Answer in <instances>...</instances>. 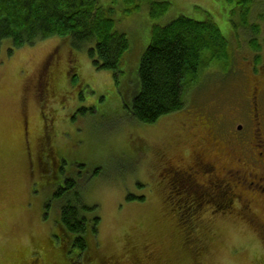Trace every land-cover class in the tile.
Instances as JSON below:
<instances>
[{"label":"rangeland","instance_id":"374dc122","mask_svg":"<svg viewBox=\"0 0 264 264\" xmlns=\"http://www.w3.org/2000/svg\"><path fill=\"white\" fill-rule=\"evenodd\" d=\"M229 1L160 0L169 8L154 22L147 4L129 16L119 5L115 27L129 48L117 73L93 66L91 44L78 50L53 38L14 49L2 41L0 264H84L70 254V240L56 235L57 203L45 213L52 187L64 180L75 184L89 228L99 219L97 233L86 234L91 264H100V256L119 264H264V195L244 180L235 183L232 163L261 159L252 144L259 128L264 133V0ZM98 6L112 3L100 0ZM179 17L213 21L230 44L229 63L217 61L206 70L187 90L181 112L140 124L128 108L139 92L138 69L152 25L165 27ZM251 38L257 48L250 47ZM208 131L220 138L211 142ZM233 133L237 140L229 144ZM215 142L224 144L216 150ZM203 156L202 169L195 168L192 157ZM183 168L192 181L185 194L193 186L217 199L199 215L183 203L187 208L180 210L190 216L182 220L165 202L160 181L165 169ZM190 234L193 240L185 242ZM135 246L138 261L129 260Z\"/></svg>","mask_w":264,"mask_h":264},{"label":"trees","instance_id":"16d2710c","mask_svg":"<svg viewBox=\"0 0 264 264\" xmlns=\"http://www.w3.org/2000/svg\"><path fill=\"white\" fill-rule=\"evenodd\" d=\"M99 1L0 0V44L8 40L14 49H20L31 46L35 41L53 38L67 40L73 49L78 50L86 44H91L88 55L93 66L101 71L117 73L129 44L127 37L116 31L114 21L116 8L121 5L124 15L129 16L147 4L150 19L154 22L163 17L169 6L166 2H159L160 0H111L112 6L103 9L98 6ZM229 2L239 6L241 2L247 3L248 0ZM246 16L247 13H244V19ZM254 32L257 33L258 29L255 28ZM249 45L258 47L254 38L249 40ZM229 51V42L222 37L216 24L211 20L197 22L179 17L165 27L153 24L151 41L141 57L138 69L139 92L128 108L132 118L143 125H154L162 118L181 112L185 105L187 90L197 86L200 77L202 78L206 70L213 67L217 61L227 65L230 60ZM54 154L55 157L58 156L56 152ZM164 175L160 184H165L163 188L165 202H171L176 212L179 210L178 218L183 220L189 218L186 214L190 216L188 212L180 210L182 206L187 208L183 203L191 204L192 208H189V211L199 215L204 204L216 202V196L208 198L207 193H196L193 186L188 188V193L185 194L184 187L192 181L183 175L181 170L177 176L174 173L166 177ZM52 189L53 198L45 206V213L51 210L52 203H57L59 208V216L55 221L57 237L70 240V254L72 251L77 253V256L76 253L74 256L75 261L89 264L94 260V252L90 253L92 248L90 243H87L86 234L87 230L93 235L97 233L99 219L94 218L92 228H89L90 223L84 215L87 209L80 208L74 183L64 180L62 184L60 182ZM133 200L135 198L128 197V201ZM138 200L143 202L144 198ZM187 237L185 242L193 240L192 234ZM130 251L133 254L129 260L138 261L137 247ZM83 253L89 257L86 261L81 257ZM98 258H101L100 264H119L117 260L111 258L104 256ZM45 260L46 258L43 259L44 262ZM68 263L69 261L65 263V260L58 259L51 260L50 264Z\"/></svg>","mask_w":264,"mask_h":264},{"label":"flooded vegetation","instance_id":"af4514ba","mask_svg":"<svg viewBox=\"0 0 264 264\" xmlns=\"http://www.w3.org/2000/svg\"><path fill=\"white\" fill-rule=\"evenodd\" d=\"M255 111H256V109H255ZM257 112H258V115H259V117H258V115H257V119H260L261 114H259L258 105H257ZM263 119H264V118H262V120H263ZM257 125H259V122H257ZM241 128H242V127L236 128V131H240ZM236 131H235V132H236ZM208 134H209V136H210L211 142L214 140L213 138H216V139H219V138H220V135H219L218 132L212 133V132L208 131ZM255 135H256V136L253 137L254 143H253L252 145H254L256 148H258V149L261 150V154H258V157L261 156V159L259 160V164H258V161L255 160L253 163H252V162H247V164H245V165L242 164V167H239V166H238L239 160L237 159V160H236L237 163H236L235 161L232 162V163H235V167H233V168H235V169L237 170V172H236V173H233V174H234V176H236V178H237V180L235 181V183L238 184V183H240L241 181L243 182V180H244L245 182H248V183H246L245 185L251 187V190H253V188H255V190H256L257 192H259V193H261L262 195H264V133H263L262 131H260V128H259V129H258V133L255 134ZM258 137H259V138H258ZM228 138H230L229 144H231L232 141H236V140H237V137L235 136V133L229 135V136L227 137V139H228ZM227 139L225 138V141H227ZM222 144H224V143H221V142H215V149L218 150ZM244 157L246 158L247 156H244ZM191 161H193V163H194V164H193L194 167H195V168H198V169H200V170L202 169V167H201L200 165H202V164L204 163V161L206 162L204 156H203L202 158H198V157L193 158V157H192ZM248 165H250L251 168L258 170V172L261 171V173L258 174V175L255 174V171H254L253 169H250V168L248 167ZM247 169L249 170V172H247L246 175L243 174V173H241V172H243V171H247ZM184 170H185L184 168L181 169V173H183ZM187 170H188V171H193L192 167L188 168ZM231 171H232V170H231ZM231 171H230V172H231ZM164 172H166L167 175H168L169 172H170V173H174L176 176L179 175V171L174 170V169H173L172 171H169V172L165 169ZM183 174H184V173H183ZM233 174H231V175H233ZM172 175H173V174H172ZM185 175H186V177H187L188 175H191V173H190V174L187 173V174H185ZM246 176H247V179H246ZM170 177H172V176H170ZM251 190H250V191H251Z\"/></svg>","mask_w":264,"mask_h":264}]
</instances>
